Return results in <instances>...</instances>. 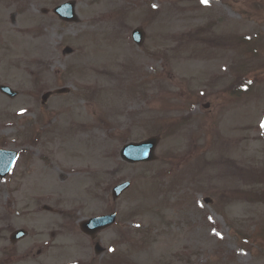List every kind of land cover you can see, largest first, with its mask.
Here are the masks:
<instances>
[{
    "label": "rangeland",
    "instance_id": "rangeland-1",
    "mask_svg": "<svg viewBox=\"0 0 264 264\" xmlns=\"http://www.w3.org/2000/svg\"><path fill=\"white\" fill-rule=\"evenodd\" d=\"M65 1L0 0V84L19 92L0 93V148L17 152L0 179V254L264 264V0H75L76 23L51 13ZM151 135L155 161L120 159ZM110 212L95 255L79 222ZM19 227L28 236L14 247Z\"/></svg>",
    "mask_w": 264,
    "mask_h": 264
},
{
    "label": "water",
    "instance_id": "water-1",
    "mask_svg": "<svg viewBox=\"0 0 264 264\" xmlns=\"http://www.w3.org/2000/svg\"><path fill=\"white\" fill-rule=\"evenodd\" d=\"M55 13H57L62 19L67 21H76L77 17L74 14V2L70 1L67 2L53 10ZM134 37L136 38L135 41L138 42V44H142L144 40V33L140 29H136L134 32ZM71 49L69 47H66L63 52H70ZM0 91L7 94L10 97L15 96L17 93L15 91H12L10 88L0 85ZM65 90H59L57 92H64ZM50 93H46L43 95V100H45ZM159 142V137L153 136L149 137L146 140H143L141 142H129L121 149L120 155L122 159H124L127 162L134 163L139 161H151L156 158L155 156V148L156 145ZM15 159V152L6 151V150H0V176H4L10 171V168L13 164V161ZM129 186L128 182H124L122 184L116 185L113 188L112 196L114 198H117L127 187ZM45 209H48V207H44ZM115 221V215H104L99 217H94L91 219H88L86 221H83L81 223V229L83 232L87 234H95L97 231L104 229L111 224H113ZM25 232L23 230H18L13 233L11 236L12 240H15L19 237L24 236ZM102 247L99 244L95 245V252L100 253L102 252Z\"/></svg>",
    "mask_w": 264,
    "mask_h": 264
},
{
    "label": "flooded vegetation",
    "instance_id": "flooded-vegetation-1",
    "mask_svg": "<svg viewBox=\"0 0 264 264\" xmlns=\"http://www.w3.org/2000/svg\"><path fill=\"white\" fill-rule=\"evenodd\" d=\"M13 254L14 253H9V252H7V253H1L0 255L2 257H0V264H6L5 258L10 259V258L13 257ZM40 254H41L40 252H37V255H40ZM40 264H42V262H40Z\"/></svg>",
    "mask_w": 264,
    "mask_h": 264
},
{
    "label": "snow or ice",
    "instance_id": "snow-or-ice-1",
    "mask_svg": "<svg viewBox=\"0 0 264 264\" xmlns=\"http://www.w3.org/2000/svg\"><path fill=\"white\" fill-rule=\"evenodd\" d=\"M202 3H207V0H202ZM262 127H264V122H262Z\"/></svg>",
    "mask_w": 264,
    "mask_h": 264
}]
</instances>
